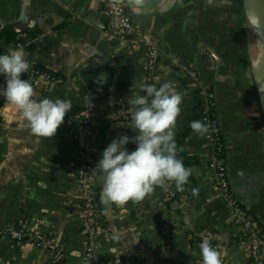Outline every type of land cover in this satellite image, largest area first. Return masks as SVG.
I'll return each mask as SVG.
<instances>
[{"label":"crops","instance_id":"obj_1","mask_svg":"<svg viewBox=\"0 0 264 264\" xmlns=\"http://www.w3.org/2000/svg\"><path fill=\"white\" fill-rule=\"evenodd\" d=\"M102 0H0V24L25 26L12 46L0 37V225L47 231L82 264L80 198L74 182L73 133L91 89L90 150L102 254L110 264H248L238 218L208 167L212 149L198 124L181 150L189 177L163 199L162 163L183 162L174 135L196 104L193 88L214 93L231 195L254 217L264 259V118L251 61L242 0H146L132 10L138 44L103 37ZM160 49L147 89L144 38ZM253 56V55H252ZM254 61V58H253ZM182 65L199 69L190 81ZM38 67L61 76L29 79ZM119 101L128 117L120 119ZM170 221L172 232L162 233ZM171 243L165 249L166 242ZM4 264H54L43 247L0 237Z\"/></svg>","mask_w":264,"mask_h":264},{"label":"built area","instance_id":"obj_2","mask_svg":"<svg viewBox=\"0 0 264 264\" xmlns=\"http://www.w3.org/2000/svg\"><path fill=\"white\" fill-rule=\"evenodd\" d=\"M102 14L105 17V27L103 37L120 44L131 43L133 45L140 42L141 33L136 29L132 21V10L125 2L102 0ZM144 37V36H143ZM146 46L145 66L147 69V89L152 98H159L160 92L156 85L152 70L158 55L160 45L156 38H144ZM8 55L0 52V61L6 60ZM181 70L192 82H199V69L194 65H182ZM44 75L49 81L62 83L63 79L59 75H51L42 71L38 67L30 70L29 79ZM200 96L204 102V116L202 125L207 128L206 140L211 146L212 154L208 161V167L213 171L216 188L227 199L229 206L238 218L240 234L245 239L247 245L248 264H264L262 254V233L254 217L249 213L232 195L229 182L226 176L227 166L224 156V144L220 134L219 122L214 113V93L211 89L201 86ZM84 108L77 116V121L73 133L74 159L73 171L74 182L78 188L80 198V226L83 233V252L81 256L82 264H110L102 254L99 237L103 230L98 207L97 191L92 178V171L96 163V157L90 150L91 137L94 132L92 113L95 108L93 93L87 89L84 93ZM117 113L122 120L128 117L126 103L119 101ZM161 173L163 176V199L167 200L172 196L173 180L167 170V166L162 163ZM172 232V224L165 221L162 233L169 236ZM7 236L16 243L28 241L36 247H43L48 252L50 260L54 264H74L65 257L63 247L53 239L47 231H33L27 226L0 225V237ZM171 243L165 244V249H169ZM164 263L166 256L164 255ZM0 264H4L0 260Z\"/></svg>","mask_w":264,"mask_h":264},{"label":"water","instance_id":"obj_3","mask_svg":"<svg viewBox=\"0 0 264 264\" xmlns=\"http://www.w3.org/2000/svg\"><path fill=\"white\" fill-rule=\"evenodd\" d=\"M125 2L130 10H134L143 5L146 0H111ZM243 11L248 21L250 33L252 37V47L258 46L263 57L258 68L255 67L252 49L251 61L255 73L257 91L260 100V106L264 118V0H242ZM16 24H0V31L15 29Z\"/></svg>","mask_w":264,"mask_h":264},{"label":"trees","instance_id":"obj_4","mask_svg":"<svg viewBox=\"0 0 264 264\" xmlns=\"http://www.w3.org/2000/svg\"><path fill=\"white\" fill-rule=\"evenodd\" d=\"M24 31H28V30H26L25 26H23V25L17 26L16 25L15 29L7 30V31H0V37H3L8 44L15 46L18 44V40L15 37L16 33L24 32ZM41 70L44 72H48L51 75L57 76V74L54 72H51L48 70H43V69H41ZM192 91H193V94L195 95V98H196V104L192 108V112H191V115H190L189 120H188V125H186L181 132L174 135L175 153L178 156H183V158H184L183 162L180 164V166L178 168L174 169V172L172 174V180L175 182H178V183H180L184 178L189 177V173L187 171H185V167L188 164L195 162L194 159H192L190 156L186 155L181 150L183 142H184L186 136L198 124H202L203 116H204V102H203V98L199 94L200 93V87H195V88H193Z\"/></svg>","mask_w":264,"mask_h":264},{"label":"bare ground","instance_id":"obj_5","mask_svg":"<svg viewBox=\"0 0 264 264\" xmlns=\"http://www.w3.org/2000/svg\"><path fill=\"white\" fill-rule=\"evenodd\" d=\"M252 55L254 58V65L256 68H258L261 63L262 57H263V52L258 46H253Z\"/></svg>","mask_w":264,"mask_h":264},{"label":"rangeland","instance_id":"obj_6","mask_svg":"<svg viewBox=\"0 0 264 264\" xmlns=\"http://www.w3.org/2000/svg\"><path fill=\"white\" fill-rule=\"evenodd\" d=\"M38 231H40V230H38ZM52 236V235H51Z\"/></svg>","mask_w":264,"mask_h":264}]
</instances>
